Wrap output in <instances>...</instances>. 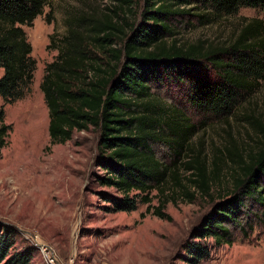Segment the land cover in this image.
<instances>
[{"label":"trees","instance_id":"obj_1","mask_svg":"<svg viewBox=\"0 0 264 264\" xmlns=\"http://www.w3.org/2000/svg\"><path fill=\"white\" fill-rule=\"evenodd\" d=\"M113 1L107 13L77 17L61 37L54 59L44 66L40 90L48 143L61 144L73 131L96 129L100 172L94 182L113 189L98 191L108 210L132 211L138 203H149L155 192L152 214L168 220L163 210L168 201L178 195L189 202L196 193L207 196L210 208L181 248L186 264H198L209 255L207 240L215 246L231 244L235 230L246 238L252 218L264 228V122L247 119L256 131L255 148L228 141L209 160L201 141L191 142L193 123L156 88L183 86L186 102L197 112L227 117L264 75V23L249 19L227 43H181L172 36L177 28L209 23L241 6L264 11V0ZM139 1L137 16L128 21L126 14ZM45 2L0 0L4 104L29 88L35 61L22 26L31 24ZM9 128L0 107V148ZM223 164L228 178L219 189L225 191L213 197L211 186L220 181ZM13 234L0 224V264L30 259L29 248L9 253Z\"/></svg>","mask_w":264,"mask_h":264},{"label":"rangeland","instance_id":"obj_2","mask_svg":"<svg viewBox=\"0 0 264 264\" xmlns=\"http://www.w3.org/2000/svg\"><path fill=\"white\" fill-rule=\"evenodd\" d=\"M114 3L46 0L31 24L22 26L35 68L21 98L9 104L0 98L3 121L10 125L0 148V224L14 233L9 253L30 249L26 264H45L37 242L52 247L59 264H186L181 259L182 245L210 208L205 195L196 193L191 202L178 195L163 209L169 219H161L152 214L157 196L151 192L150 202L138 203L132 211L108 210L98 191L113 189L94 182V174L100 172L95 164L96 129L73 131L61 144L48 143L47 108L40 90L44 66L54 59L61 37L77 17L107 13ZM140 5L141 1L136 2L132 13L126 14L128 21L137 16ZM251 18L264 23V11L241 6L209 23L177 28L172 37L181 43L200 39L227 43ZM156 91L193 123L191 142L201 141L209 160L228 141L239 147L258 145L256 131L247 119L264 122V75L225 118L206 116L189 106L183 86ZM228 170L223 164L220 181L211 186L213 197L225 191L219 188L225 186ZM251 225L246 238L235 230L231 244L215 246L207 240L209 255L198 264H264V228L254 218Z\"/></svg>","mask_w":264,"mask_h":264},{"label":"built area","instance_id":"obj_3","mask_svg":"<svg viewBox=\"0 0 264 264\" xmlns=\"http://www.w3.org/2000/svg\"><path fill=\"white\" fill-rule=\"evenodd\" d=\"M38 252L40 254V257L45 264H59L57 255L55 251L50 247L49 245H46L44 243H36L35 244Z\"/></svg>","mask_w":264,"mask_h":264}]
</instances>
